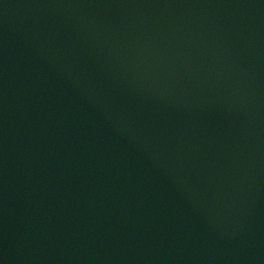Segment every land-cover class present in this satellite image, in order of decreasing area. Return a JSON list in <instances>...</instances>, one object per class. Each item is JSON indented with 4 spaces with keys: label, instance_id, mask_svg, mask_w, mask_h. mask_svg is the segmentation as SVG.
Listing matches in <instances>:
<instances>
[{
    "label": "water",
    "instance_id": "1",
    "mask_svg": "<svg viewBox=\"0 0 264 264\" xmlns=\"http://www.w3.org/2000/svg\"><path fill=\"white\" fill-rule=\"evenodd\" d=\"M0 264H264V0H0Z\"/></svg>",
    "mask_w": 264,
    "mask_h": 264
}]
</instances>
